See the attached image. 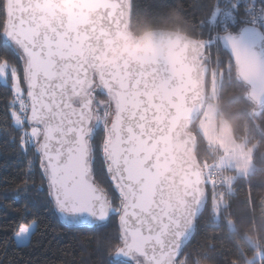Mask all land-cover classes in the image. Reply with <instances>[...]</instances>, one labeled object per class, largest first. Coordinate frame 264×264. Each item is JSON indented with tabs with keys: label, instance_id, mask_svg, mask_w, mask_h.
Returning a JSON list of instances; mask_svg holds the SVG:
<instances>
[{
	"label": "snow or ice",
	"instance_id": "snow-or-ice-1",
	"mask_svg": "<svg viewBox=\"0 0 264 264\" xmlns=\"http://www.w3.org/2000/svg\"><path fill=\"white\" fill-rule=\"evenodd\" d=\"M0 140L4 246L39 201L107 264H264V0H0Z\"/></svg>",
	"mask_w": 264,
	"mask_h": 264
},
{
	"label": "trees",
	"instance_id": "trees-1",
	"mask_svg": "<svg viewBox=\"0 0 264 264\" xmlns=\"http://www.w3.org/2000/svg\"><path fill=\"white\" fill-rule=\"evenodd\" d=\"M183 2L191 4L198 0H183ZM225 102H227V92H225ZM23 168V160L17 158L11 147H5L0 140V181L8 177L19 183ZM255 191L258 195L260 192L258 185ZM21 203H13L10 195L8 198L0 197V226L15 220L14 209L19 208ZM9 204L12 207L6 208ZM32 212L39 216L41 224L47 227H42L32 237L31 244L27 247H17L11 242L7 246L0 244V264H102V262L107 264V257L97 250L96 236L99 233L67 226L51 212H44L39 206V201ZM113 227L114 225H109L102 231L111 232ZM11 234V229L7 233L0 231V239L5 236L10 237ZM195 239H201L199 232Z\"/></svg>",
	"mask_w": 264,
	"mask_h": 264
}]
</instances>
